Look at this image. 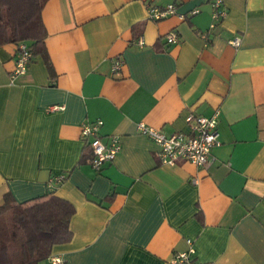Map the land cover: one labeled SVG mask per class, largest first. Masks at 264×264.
<instances>
[{
	"label": "crops",
	"instance_id": "crops-1",
	"mask_svg": "<svg viewBox=\"0 0 264 264\" xmlns=\"http://www.w3.org/2000/svg\"><path fill=\"white\" fill-rule=\"evenodd\" d=\"M211 1L46 0L44 50L28 68L15 72L16 44L0 47V206L7 195L72 210L71 238L37 264H162L189 240V264H264V0H224L205 40ZM169 3L175 15L148 17ZM216 111L220 145L205 168L163 165L138 129L171 134L189 113ZM98 120L121 149L95 171L81 127Z\"/></svg>",
	"mask_w": 264,
	"mask_h": 264
},
{
	"label": "trees",
	"instance_id": "trees-1",
	"mask_svg": "<svg viewBox=\"0 0 264 264\" xmlns=\"http://www.w3.org/2000/svg\"><path fill=\"white\" fill-rule=\"evenodd\" d=\"M46 0H0V47L27 45L31 53L43 52L46 31L41 17ZM18 52V48H17ZM72 210L54 199L19 204L7 195L0 206V264H37L46 260L57 244L71 238Z\"/></svg>",
	"mask_w": 264,
	"mask_h": 264
},
{
	"label": "built area",
	"instance_id": "built-area-1",
	"mask_svg": "<svg viewBox=\"0 0 264 264\" xmlns=\"http://www.w3.org/2000/svg\"><path fill=\"white\" fill-rule=\"evenodd\" d=\"M213 8L212 22L207 30L201 31V36L207 40L210 32H214L220 22L227 14L224 0H212ZM199 9H193L190 16L199 13ZM177 13V5L169 3L164 6H149L147 15L150 19L161 20ZM180 19L186 20V15H180ZM179 36L175 31L167 35V43H178ZM238 46L241 42L240 36H236L230 41ZM16 55L15 72L25 71L30 65L31 53L25 43H20ZM120 61L114 63L113 69L119 68ZM219 111L211 116L189 113L186 118L187 130L175 131L171 134L163 130L147 126L144 123L138 124L141 134L146 135L157 146V154L163 165L173 166L179 161L190 162L198 167H207L212 163V150L220 145V133L218 129ZM102 121L98 120L92 123L84 124L81 127V137L91 149V166L95 171H100L104 165L114 161L121 149V142L118 136L110 135L107 143L102 141L100 136V127ZM64 175L54 177L51 182L57 188L64 180ZM198 182V179H195ZM189 249L186 252L175 253L167 262L162 264H189L195 253V248L191 240L188 241ZM52 264H61V258L55 256L51 259Z\"/></svg>",
	"mask_w": 264,
	"mask_h": 264
}]
</instances>
